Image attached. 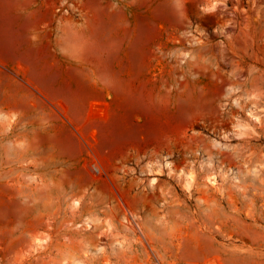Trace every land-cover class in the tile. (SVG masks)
Here are the masks:
<instances>
[{"label":"rangeland","instance_id":"obj_1","mask_svg":"<svg viewBox=\"0 0 264 264\" xmlns=\"http://www.w3.org/2000/svg\"><path fill=\"white\" fill-rule=\"evenodd\" d=\"M0 264H264V0H0Z\"/></svg>","mask_w":264,"mask_h":264}]
</instances>
